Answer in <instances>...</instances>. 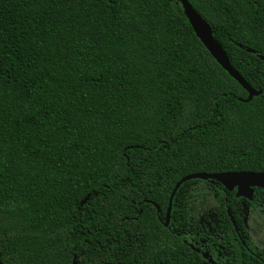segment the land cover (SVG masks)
Instances as JSON below:
<instances>
[{
  "label": "trees",
  "instance_id": "obj_1",
  "mask_svg": "<svg viewBox=\"0 0 264 264\" xmlns=\"http://www.w3.org/2000/svg\"><path fill=\"white\" fill-rule=\"evenodd\" d=\"M189 2L260 95L176 0H0L3 264H209L184 242L201 180L166 210L187 175L264 171V0ZM212 183L218 232L226 204L243 231Z\"/></svg>",
  "mask_w": 264,
  "mask_h": 264
},
{
  "label": "flooded vegetation",
  "instance_id": "obj_2",
  "mask_svg": "<svg viewBox=\"0 0 264 264\" xmlns=\"http://www.w3.org/2000/svg\"><path fill=\"white\" fill-rule=\"evenodd\" d=\"M236 192L237 189L230 193L237 201L235 208L242 221L243 231L233 219L229 205L226 204V211L232 225L227 227V234L218 232L217 222L213 217V211L217 205L215 200V207L211 208L206 218L204 217L201 222L192 220L195 225V234L184 242L209 264H264V241L259 238V217L257 220L254 219L253 209L257 206L259 212V205L264 206L263 198L261 199L264 197V189L253 188V200H247L244 197L236 198ZM221 193L225 198V192L221 190ZM159 221H162L160 217Z\"/></svg>",
  "mask_w": 264,
  "mask_h": 264
},
{
  "label": "water",
  "instance_id": "obj_3",
  "mask_svg": "<svg viewBox=\"0 0 264 264\" xmlns=\"http://www.w3.org/2000/svg\"><path fill=\"white\" fill-rule=\"evenodd\" d=\"M182 5L183 12L188 19L190 25L192 26L195 34L200 39L202 44L206 47L212 57L218 62L222 68L228 72V74L233 77L241 86L247 91L248 98L243 100L244 102H249L253 97L258 96L262 91H257L247 81L240 75V73L232 66L229 56L226 51L223 49L222 45L215 39L213 35V30L211 25L204 19L189 2V0H176ZM248 52H254L251 49H248ZM264 60V56H259ZM190 180H205L210 182L220 183L227 191L232 192L237 189L236 198L244 197L247 200H253V188L259 187L264 189V171L262 172H253V171H233V172H222V173H195L183 177L175 185L173 191L171 192L168 207L166 210V219L164 222L165 226L169 224V218L172 211L173 199L180 188V186ZM88 197L84 199L81 203L83 205L87 202ZM158 211L160 208L154 204ZM0 264L1 253H0ZM73 264H77L74 260Z\"/></svg>",
  "mask_w": 264,
  "mask_h": 264
},
{
  "label": "rangeland",
  "instance_id": "obj_4",
  "mask_svg": "<svg viewBox=\"0 0 264 264\" xmlns=\"http://www.w3.org/2000/svg\"><path fill=\"white\" fill-rule=\"evenodd\" d=\"M207 181L201 180L196 184L188 197L187 210L192 220L201 222L203 218L207 217L208 212L211 208L215 207V199L210 193V186L206 184ZM211 185L212 182L208 181ZM254 209V219L257 220L259 217V238L264 241V206L259 205V212L256 207ZM253 212V211H252ZM264 244V243H263Z\"/></svg>",
  "mask_w": 264,
  "mask_h": 264
}]
</instances>
